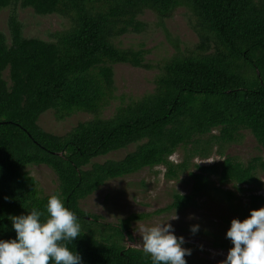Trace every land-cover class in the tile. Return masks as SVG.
<instances>
[{"label": "trees", "instance_id": "obj_1", "mask_svg": "<svg viewBox=\"0 0 264 264\" xmlns=\"http://www.w3.org/2000/svg\"><path fill=\"white\" fill-rule=\"evenodd\" d=\"M16 6L64 16L70 26L54 31L52 40L24 36ZM181 6L192 15V48L174 45L170 56L153 65L144 58L146 49L115 43L145 29L138 18L143 10L162 21ZM8 7V37L0 31V238L15 237L12 215L32 208L46 215L50 195L26 171L31 164L55 173L59 194L80 224V236L68 246L83 264H151L142 248L122 242L131 237L130 223L145 214L110 223L80 208L79 200L106 180L157 165L171 179L186 171L190 192L174 193L156 213L181 210L208 190L229 204L234 193L223 186L262 185L264 155L241 161L224 155L223 147L248 130L264 153V0H0V9ZM117 63L157 67L154 87L102 117L115 98ZM49 109L58 120L75 111L92 116L55 134L38 124ZM129 145L133 149L120 158L95 160ZM214 146L220 160L192 161L208 158ZM178 148L183 156L173 162L169 157ZM251 188L241 216L264 205V195Z\"/></svg>", "mask_w": 264, "mask_h": 264}, {"label": "rangeland", "instance_id": "obj_2", "mask_svg": "<svg viewBox=\"0 0 264 264\" xmlns=\"http://www.w3.org/2000/svg\"><path fill=\"white\" fill-rule=\"evenodd\" d=\"M17 17L22 23L23 35L27 37H39L52 40L53 32L66 29L70 26L69 19L57 14L38 15L31 8L16 6ZM10 7L0 9V31L8 37L7 17ZM146 23L141 32H127L115 39V43L121 47H142L146 49L145 60L156 64L170 56L174 51V45L180 49L192 48L197 42V35L190 26L192 15L190 10L181 6L176 8L171 16L160 21L156 14L145 9L138 16ZM115 98L100 113L102 117L112 114L114 107L131 99H136L149 92L154 87V76L158 72L157 67H136L127 63L113 65ZM5 70L3 75L6 76ZM92 115L85 111H75L64 119L55 118L54 110L49 109L40 114L38 124L45 130L55 134H63L70 130L77 122L86 120ZM216 132V131H214ZM134 145L108 153L96 158L101 161L105 158H120ZM216 146L208 158L195 157L193 162L209 164L220 160ZM224 155L237 157L246 161L255 155H264L253 135L248 130H241L236 142L224 145ZM183 156V149L178 148L169 159L178 162ZM211 160V161H208ZM193 168V167H192ZM26 171L32 175L42 194L51 195L58 191V180L50 167L44 164H31L26 166ZM258 177L261 186L243 185V190L237 189L232 184L223 186L224 189L234 193L232 203L221 199V194H214L212 190L202 192L194 198V202L178 211L156 213L172 200L174 193L187 194L190 192L191 181L187 172H181L176 178H167L164 175V167L161 165L143 167L138 171L122 177L106 180L96 190L79 200V206L87 213L100 216L99 221L117 223L120 219L132 213L145 214L138 220L130 223L131 237L122 240L126 246L142 248L140 229L142 226H150L166 220L176 214V219L169 222L177 235H183L184 245L191 249V254L186 256L189 264H219L226 255L231 242L225 237V231L232 217L243 218L238 210L246 208L248 203L249 188L253 193L264 195V172ZM217 185L216 182H214ZM237 211V212H236ZM90 218V217H88ZM198 224L196 233L190 231V225ZM225 244V249L217 244Z\"/></svg>", "mask_w": 264, "mask_h": 264}, {"label": "clouds", "instance_id": "obj_3", "mask_svg": "<svg viewBox=\"0 0 264 264\" xmlns=\"http://www.w3.org/2000/svg\"><path fill=\"white\" fill-rule=\"evenodd\" d=\"M45 211L46 215L32 208L11 216L15 237L0 238V264H83L81 254L68 246L80 236V224L59 190L47 198ZM176 218L175 214L141 227V251L151 264H187L191 249L183 246L184 236L175 234L169 222ZM198 228V224L190 225L192 233ZM225 237L231 246L219 264H264V205L250 208L243 218L232 217Z\"/></svg>", "mask_w": 264, "mask_h": 264}]
</instances>
